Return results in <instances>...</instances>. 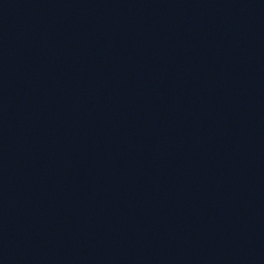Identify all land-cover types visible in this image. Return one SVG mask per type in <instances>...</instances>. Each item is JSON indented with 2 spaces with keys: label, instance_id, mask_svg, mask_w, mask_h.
Masks as SVG:
<instances>
[{
  "label": "water",
  "instance_id": "obj_1",
  "mask_svg": "<svg viewBox=\"0 0 264 264\" xmlns=\"http://www.w3.org/2000/svg\"><path fill=\"white\" fill-rule=\"evenodd\" d=\"M0 264H164L63 218L0 198Z\"/></svg>",
  "mask_w": 264,
  "mask_h": 264
}]
</instances>
